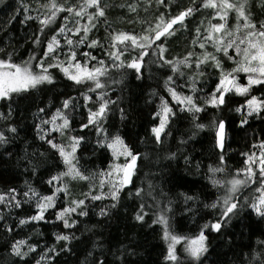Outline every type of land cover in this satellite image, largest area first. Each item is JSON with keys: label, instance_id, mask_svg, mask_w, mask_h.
I'll return each instance as SVG.
<instances>
[{"label": "snow or ice", "instance_id": "1", "mask_svg": "<svg viewBox=\"0 0 264 264\" xmlns=\"http://www.w3.org/2000/svg\"><path fill=\"white\" fill-rule=\"evenodd\" d=\"M3 2L4 0H0V3ZM156 2L164 6L166 11L170 9L169 0ZM43 7L44 12L24 7L19 13L14 12L10 18L15 22L16 16L21 15L23 18L20 23L27 25L32 21L38 25L37 30L30 34L31 44L40 49L38 55L34 49L27 60L17 63L14 60V51L0 48V101L8 109L7 112L0 111V121L4 122L0 127V146L14 144L20 132H26V129L20 128L19 121L13 119L12 106L16 104V97L22 93L34 97L37 89L44 91L40 87L43 85L55 87L57 78L52 69H58L64 78L75 85L90 86L79 94V98L67 92L60 93L65 98L60 101L58 107L52 106L55 108L54 112L48 106L36 105L35 118L39 123L33 127L37 138L47 145L48 152L53 153L47 159L56 161L46 171L52 173L53 168L62 170L49 175L46 184L50 194H41L27 181L24 188L10 187L6 192L0 193V206L3 208L17 210L26 205H34L33 214L20 218H14L12 211L0 212V231L19 236L21 233L17 229L23 230L25 226L36 229L41 223L59 226L61 230L54 235L57 243L43 247L38 240L30 242L29 239H16L13 236L5 245L9 257L15 258L12 264H60L58 258L61 255L73 254L76 245L82 242L76 235L81 223L80 218H87L92 213L102 218L97 224L107 223L115 212L120 209L127 212L133 204L135 207L131 219L143 224L152 212L155 216L152 223L162 226V239L167 243L165 260L169 264H184V260L177 254V245L181 242L184 243V253L187 257L191 258L194 264H203L209 253V235L227 236L233 228V221L239 220L245 209L248 210L247 218L255 215L259 218L258 222H264V138H254L251 150L242 153L246 157L244 168L238 169L231 178H217V174L225 173V157L228 154L226 149L231 147L228 133L233 130L232 124L237 122L225 121L219 116L214 117L210 125L200 122L201 113L207 116L208 108L221 110L227 107L230 102L229 93L246 98L245 103L235 109L240 113L238 124L241 129L250 126L249 118L264 114V95H250L254 86L264 88V20H259L253 15L249 0H236L235 3L231 0H201L199 4L192 0L189 6L167 20L161 13L157 17L155 27L149 25L140 34L131 31L112 32L111 25L107 22L108 6L104 0H83L82 3L67 6L64 2L50 0V3ZM122 7L128 13L138 12L134 3ZM260 7L264 10V0ZM202 9L213 10L212 19L218 21H208L203 32L200 27L195 28L192 44L202 51L199 54L189 51L183 59H169L166 56L165 41L174 35V25L184 27L185 20ZM33 11L36 12L35 15H32ZM230 12L235 13L234 28L228 27ZM61 13L64 14L62 22L52 28L51 25ZM101 24L105 25L110 33L107 44L101 43L99 38H90V33L98 30ZM209 46L213 51L207 50ZM93 49H99L103 57L94 55L91 51ZM126 53L132 54L127 61L124 59ZM224 59L232 61L235 67L226 71ZM34 66L37 70H34ZM152 66L165 73L164 89L175 102L174 108L167 99L160 97L159 110L153 112V120L158 122L150 129L153 142L162 145L164 139L171 136L169 125L179 114L190 118L193 131L187 139L179 140L177 151L207 127H211L214 133L218 163L215 167L209 166L206 175L211 186L222 194L211 203L202 205L203 208L212 210L213 219L200 226L199 232L192 237L175 234L170 223L174 215L173 202L167 199L162 190L153 195L155 188L151 183L148 184L147 192L144 187L134 184L133 177L136 175L137 162L142 158V154L134 151L121 135L109 134L105 127L110 114L114 112H119L121 120L127 118L125 108L121 107L122 93L127 87L124 83L126 75L122 72L119 81L112 80L111 71L131 69L134 78L142 81ZM182 68L190 70L191 74L185 77ZM213 70L217 71L219 76L214 87L206 91L205 85L208 81L204 77ZM240 73L247 74L246 83L239 82ZM177 79H181L183 84L188 86L190 94L177 91V88L183 87V84H177ZM112 85L123 87L117 91ZM201 97L202 103L198 102ZM80 107L86 108V114L77 130L73 128L72 113ZM85 130H94L97 136L96 144L100 148L111 150L112 162L106 169L91 171L81 164L82 149L88 146V132ZM176 155L177 152H169L163 158L171 161ZM121 157L124 158L123 163L119 162ZM37 159L46 163L44 153L25 156V170L30 175L36 174L39 168V164L32 165V161ZM184 159L191 163L188 155L185 154ZM72 181H87L88 192L74 197L69 187ZM105 186L107 191L104 190ZM180 195L183 203L188 205L187 211L193 212L189 202L194 203L198 198L185 193ZM158 196L165 197V202L162 203ZM146 197L152 199L151 205L147 203ZM104 201L107 203H96ZM95 228L96 225H93L86 231L93 232ZM37 234L41 235L39 232ZM260 234L264 236V231ZM99 236L102 237L103 233H99ZM108 243L98 238L91 243V250L85 248L82 254L86 257V264L88 257H91V264H138L130 259L135 255L134 252L127 248L117 249V256V253L112 252L110 244L105 247ZM239 247V254L234 252L238 264H264V239L257 242L255 250L251 242L241 243ZM244 248L248 249L247 258ZM110 254L117 258H110Z\"/></svg>", "mask_w": 264, "mask_h": 264}, {"label": "trees", "instance_id": "2", "mask_svg": "<svg viewBox=\"0 0 264 264\" xmlns=\"http://www.w3.org/2000/svg\"><path fill=\"white\" fill-rule=\"evenodd\" d=\"M56 2H64L67 6L73 3H82L83 0H56ZM169 2L170 9L166 11L164 6L158 4L156 0H104V3L108 6L107 22L111 25L112 32L131 31L140 34L149 25L155 27L157 17L161 13L164 14L165 20H167L184 7L189 6L192 0H169ZM195 2L199 4L201 0H195ZM231 2L235 3L236 0H231ZM48 3H50V0H4L0 6V48H5L9 52L14 51L15 62L19 63L21 60H27L34 49L37 55L39 54V47L32 45L30 40V34L37 30L38 25L32 21H29L27 25L20 23L23 18L21 15L16 16L15 22H12L10 18L14 12L19 13L24 7L39 9L44 12L45 8L43 6ZM129 3L137 5L138 12L136 14L128 13L122 7ZM261 3L262 0H249L253 15L259 20H264V10H261ZM35 14L36 12L33 11L32 15ZM63 15L61 13L58 16L57 21L51 25L52 28L57 27L62 22ZM212 15H214L213 10L202 9L201 12L186 19L184 27L179 24L174 25V35L165 41L166 56L169 59H183L189 51L199 54L202 50L192 44V40L195 37V28L200 27L203 32L208 21L212 23L218 22L212 19ZM234 26L235 13L230 12L228 27L234 28ZM109 35L110 33L106 30L105 25L101 24L98 30L90 33V38H99L101 43L107 44ZM207 50L209 52L213 51L210 46ZM91 51L98 58L103 57V53L99 49ZM130 55L132 54L126 53L124 59L127 61ZM92 63L94 64L95 61ZM223 64L226 71H230L231 68L235 67L234 63L227 59L223 60ZM34 70H37L35 66ZM51 71L57 78L55 87L49 85L40 86L44 91L37 89L34 97L22 93L16 97V104L12 106L14 110L13 119L18 120L20 128L26 129V132L21 131L14 144L0 146V193L6 192L10 187L24 188L25 181H27L41 194H50L46 181L50 174H55L57 171L62 170V168H53L52 173L46 171L56 161L47 159L53 153L47 151V145L37 138V133L33 127L34 124L39 123L35 118L37 115L36 105L48 106L54 112L55 108L52 106L58 107L60 101L65 98L60 93L67 92L79 98V94L86 91L87 86L90 85L85 87L75 85L64 78L58 69H52ZM182 71L185 72V77L191 74L188 69L182 68ZM122 72L126 75L124 83L127 87L124 88L122 93L123 104H121V107L125 108L127 118L121 120L119 112H114L110 114L105 127L109 134L116 133L121 135L134 151H139L142 154V158L137 163V171L133 177V182L137 186L144 187L146 192L148 191V184L151 183L155 188L153 195H157L162 190L166 194L167 199L173 202L174 215H172L170 223L175 234L188 237L195 236L199 232L200 226L213 219L212 210L205 209L202 205L211 203L218 195L222 194L211 186L206 175L207 168L209 166L215 167L218 163L217 149L214 147L213 141V130L211 127H207L203 131H199L192 140H189L186 145L181 146L180 150L177 151L179 140L187 139L193 131L190 118L179 114L178 118L169 125L171 136L164 139L162 145L155 144L150 129L158 122V120H153V112L159 110L160 97L167 99L169 104L175 108V102L171 100L164 89L165 73L158 71L156 66H152L145 73L144 79L137 81L131 69L112 70L111 79L119 81ZM218 76L219 73L213 70L211 74L204 77L208 81L205 85L206 91L214 87ZM246 76L247 74L240 73L239 82L246 83ZM177 84H183V81L177 79ZM120 87H123V85H112V88L117 91H119ZM109 91L111 94V89ZM177 91L190 94L186 84H183L182 88H177ZM228 95L230 102L227 107L221 110L208 108L207 116L201 113L202 120L200 122L206 125H210L212 119L217 116L223 117L225 121L237 122L232 124L233 130L228 133L231 147L226 149L228 154L225 157L227 165L225 173L217 174V178H224L225 176L231 178L238 169L244 168L246 157L242 153L251 150L254 138H264V114L254 115L249 118L250 126H245L244 129H241L238 124L240 113H237L235 109L244 104L246 98L236 93H229ZM250 95L262 96L264 95V88L254 86ZM202 101L203 97L198 102L202 103ZM91 106L92 104L90 103L89 107ZM7 110L4 103L0 101V111L7 112ZM84 114H86V108L84 107H80L75 113H72L73 128L79 130V124L84 119ZM3 123V121H0V127H2ZM85 131L88 132V146L82 149L83 158L81 164H84V167L91 171L106 169L107 165L112 162L111 150H105L96 144L97 136L94 130ZM9 150L11 154H9ZM169 152H177L176 158L171 161L164 159L163 157H166ZM31 153H44L46 159V163H41L39 159L32 161V165L39 164V168L34 175H30L25 170V156ZM185 154L191 158V163L185 161ZM85 161H87L86 164ZM69 187L74 197H80L82 193H86L89 190L87 181H72ZM104 190L107 191V186H105ZM181 193L195 195L198 198L194 203L189 202L194 210L193 212L187 211L188 205L183 203ZM146 199L149 205L153 203L150 197H146ZM158 199L162 203L165 202V197L163 196H158ZM96 203L102 204L107 203V201ZM122 203H132V201H122ZM134 207L135 205L133 204V207L128 208L127 212L123 209L118 210L107 223L97 224V221L102 218L92 213L87 218H80L81 223L78 225L79 231L76 232V235L80 237L82 242L76 245L73 254L61 255L58 258L60 264H86V257L82 253L85 248L91 250V243L98 238L109 242L105 244V247L107 248L110 244L113 253H117V249L124 248L134 252L135 255L131 256L130 259L137 261L138 264H169L165 260L167 243L162 239V226L152 223L155 219L152 212L145 218L143 224L131 219ZM9 211H12L14 218H20L33 214L34 205H26L23 209L17 210H9L0 206V212L7 213ZM96 211H98V208ZM247 212L248 210L245 209L241 218L233 221V228L229 230L227 236L209 235V253L203 264H238L237 256L234 255V252L239 254V245L241 243L248 244L251 242L253 250L256 249L257 242L264 239V236L260 234L264 231V222H258L259 218L255 215L247 218ZM93 225H96L93 232L86 231V229L92 228ZM60 230L59 226L41 223L36 226V229L28 226H25L23 230L17 229L21 233L19 236H15V233L5 234L0 231V264H12V260L15 259L9 257L8 250L5 248V245L13 236L16 239H29L30 242L38 240L40 246L43 247L46 244L57 243L54 235ZM37 232L41 233V235H38ZM101 232L103 233L102 237L99 236ZM241 232H243V236H241ZM182 245L183 242L177 245V254L184 260V264H194L191 258L181 251ZM234 245L236 247H233ZM243 251L245 258H247L248 249L244 248ZM110 258L115 259L117 257L110 254ZM87 264H91V257L87 258Z\"/></svg>", "mask_w": 264, "mask_h": 264}, {"label": "rangeland", "instance_id": "3", "mask_svg": "<svg viewBox=\"0 0 264 264\" xmlns=\"http://www.w3.org/2000/svg\"><path fill=\"white\" fill-rule=\"evenodd\" d=\"M2 4H3V3H0V6H1ZM123 160H124V158L121 157L119 162H120V163H123ZM181 251L184 252V243H183V245L181 246ZM185 254H186V253H185Z\"/></svg>", "mask_w": 264, "mask_h": 264}, {"label": "water", "instance_id": "4", "mask_svg": "<svg viewBox=\"0 0 264 264\" xmlns=\"http://www.w3.org/2000/svg\"><path fill=\"white\" fill-rule=\"evenodd\" d=\"M138 163V162H137Z\"/></svg>", "mask_w": 264, "mask_h": 264}]
</instances>
